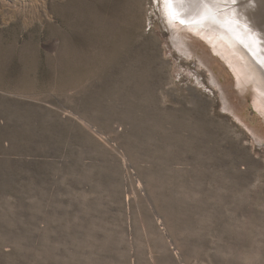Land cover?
<instances>
[{"label": "rangeland", "instance_id": "obj_1", "mask_svg": "<svg viewBox=\"0 0 264 264\" xmlns=\"http://www.w3.org/2000/svg\"><path fill=\"white\" fill-rule=\"evenodd\" d=\"M258 4L221 10L264 45ZM204 7L0 0V264H264V110Z\"/></svg>", "mask_w": 264, "mask_h": 264}, {"label": "bare ground", "instance_id": "obj_2", "mask_svg": "<svg viewBox=\"0 0 264 264\" xmlns=\"http://www.w3.org/2000/svg\"><path fill=\"white\" fill-rule=\"evenodd\" d=\"M199 1L205 6L203 8L205 15L202 13L204 16L200 17L199 21L197 20V22H199L202 27L208 30V32L205 33V36L208 37L209 40L211 39L210 42L212 41L213 44L219 46V49H222L218 50V52L222 53L223 55L221 54V56H224L227 63H230L232 65L231 69L232 71L234 70L236 72L234 74L238 77L237 80L239 81L240 85L238 87L243 88L239 92L241 93L242 91H248L253 93V95H255L253 97H256L258 101L255 98L253 99L259 102L258 106L260 105L259 107L264 110V50L262 49L264 45L262 44V41L259 37H256L255 34H253L250 30L248 31V29L236 27L234 25L232 15L229 12H223L221 10V6H223V4H227L230 0ZM192 2L193 1H191V5L193 4ZM194 2L196 3V1ZM212 7H216L218 9L219 14L217 16H214L215 19H211V14L209 17L207 16L208 11H210L209 9H212ZM249 7L248 9L250 10ZM248 17L249 19L251 18L250 15H248ZM186 20L188 21V19ZM251 21L253 22L252 18ZM262 37L264 39L263 34L261 35V38ZM215 54L216 53L213 52V55ZM218 58L220 60V57ZM217 62L219 61L217 60ZM232 79L235 80L236 77L234 79L232 76ZM235 84L237 85L238 83ZM238 87L236 86L234 88Z\"/></svg>", "mask_w": 264, "mask_h": 264}, {"label": "water", "instance_id": "obj_3", "mask_svg": "<svg viewBox=\"0 0 264 264\" xmlns=\"http://www.w3.org/2000/svg\"><path fill=\"white\" fill-rule=\"evenodd\" d=\"M258 5H259V7H260L261 9L264 8V4H261V6H260V4H258Z\"/></svg>", "mask_w": 264, "mask_h": 264}]
</instances>
